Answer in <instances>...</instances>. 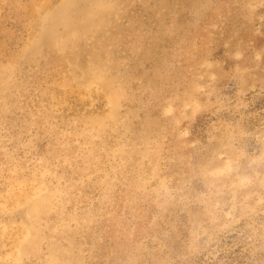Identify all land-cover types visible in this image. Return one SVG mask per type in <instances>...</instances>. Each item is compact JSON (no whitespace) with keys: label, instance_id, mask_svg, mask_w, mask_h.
<instances>
[{"label":"rangeland","instance_id":"obj_1","mask_svg":"<svg viewBox=\"0 0 264 264\" xmlns=\"http://www.w3.org/2000/svg\"><path fill=\"white\" fill-rule=\"evenodd\" d=\"M0 264H264V0H0Z\"/></svg>","mask_w":264,"mask_h":264},{"label":"bare ground","instance_id":"obj_2","mask_svg":"<svg viewBox=\"0 0 264 264\" xmlns=\"http://www.w3.org/2000/svg\"><path fill=\"white\" fill-rule=\"evenodd\" d=\"M97 1V0H96Z\"/></svg>","mask_w":264,"mask_h":264}]
</instances>
